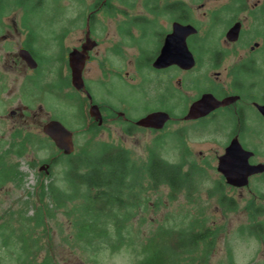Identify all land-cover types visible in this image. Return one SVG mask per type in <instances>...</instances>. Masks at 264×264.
Wrapping results in <instances>:
<instances>
[{"label": "rangeland", "instance_id": "1", "mask_svg": "<svg viewBox=\"0 0 264 264\" xmlns=\"http://www.w3.org/2000/svg\"><path fill=\"white\" fill-rule=\"evenodd\" d=\"M94 2L5 1V8L12 10L10 17L14 22H19V12L24 11L22 25L28 31L24 44L39 64L36 71L38 79L42 81L45 78L49 87L40 86L38 82L25 87L23 72L15 69H6V78L0 81V160L5 162L6 167L18 168V177L0 187V264H23L26 257L30 264H40L42 260V264H137L141 245L157 230L188 226H202L215 233L207 257L208 264H264V242L253 237L257 229L252 227V220L246 216L245 207L250 202V194L246 188L239 189L241 187L234 186L238 189L233 191L223 185L220 189L219 181L222 180L216 171L217 157L226 147L228 131L221 118L219 126L195 123L185 126L188 128L186 139L181 142L171 133L178 128L176 126L160 132L138 130L122 136L116 128L107 125L99 135L90 136L84 131V121L89 123L86 115L80 114L78 110L80 94L67 92V96L73 95L70 100L69 97H63L65 93H59V86L64 84L57 81L59 68L63 67V62L58 60L64 54L62 46L70 50L84 42L87 17L93 13L91 39L97 46L92 48L82 79L90 82L92 78L99 82L103 67L108 64L109 71L116 70L125 75V88L114 80V90L126 95L132 108L138 105L139 94L135 95V99L129 95L134 93L133 58L136 51L122 38L118 25L134 15V11H128L127 16L123 15L121 10L142 8L141 0H123L121 2L124 7L119 0H111L110 5L114 9L109 10L104 8L103 3L95 7ZM120 38L124 41L122 57L115 56L113 50ZM17 39L20 38L14 36V41ZM90 86L97 100L104 102L107 99L104 96L107 87L96 84ZM22 106L28 108L24 119L9 116L10 111ZM130 113L137 118L144 111L138 106ZM52 120L61 122L72 134L73 155L83 149L97 152L99 146L106 143L126 149L133 163L140 167H143L151 151L158 152L170 164L184 163L185 170L195 166L192 200H187L185 192H181L176 200L170 201L169 190L165 186L156 191L140 193V205L123 229V245L117 250L112 248V243L116 244L117 240L112 225L106 226L110 240L94 241L96 245L89 246L85 240L78 239L77 214H65L78 202L70 203L64 211L45 208L46 212L51 210L52 216H46L43 224L36 226L33 220L36 213H39L43 205L50 204L47 198L39 202L41 183L52 182L66 189L68 158L42 133V127ZM18 134L20 137L15 139ZM258 134L264 136V123L253 128L252 139L247 138L248 143L257 145L260 160L264 153V145L261 143L264 141L260 137L254 138ZM48 163V173L40 171ZM143 184L146 186V182ZM263 185L256 178L250 182L251 189L257 192L264 191ZM220 192L227 196V200L234 196L238 201L233 210L220 206ZM41 211L45 212L43 209ZM97 246L98 249H95Z\"/></svg>", "mask_w": 264, "mask_h": 264}, {"label": "flooded vegetation", "instance_id": "2", "mask_svg": "<svg viewBox=\"0 0 264 264\" xmlns=\"http://www.w3.org/2000/svg\"><path fill=\"white\" fill-rule=\"evenodd\" d=\"M5 1L0 0V81L6 78V69H15L23 72L25 87L36 82L40 86L49 87L45 78L42 81L38 79L36 71L39 64L24 44V39L28 36L26 26L22 25L24 11L19 12V22H14L10 17L12 10L5 8ZM140 4L142 8L121 10L123 15L127 16L128 11H134V15L127 22L122 21L118 25V31L136 51L133 58L134 93L129 95L135 99V95L139 94L135 108L139 106L144 113L137 118L131 116L130 112L135 108H132L126 95L114 90L112 84L115 80L124 89L125 75L116 70L109 71L108 64L104 65L99 82L92 78L88 82L83 78L84 90L77 91L73 88L68 55L72 50H81L88 32L91 39L93 13L87 17L89 25L86 26L84 42L70 50L62 46L64 54L58 60L63 62V67L59 68L57 81L64 84L59 86V93H65L63 97H69L70 100L73 95L67 96V92L80 94L78 110L80 114L86 115L89 123L84 131L90 136L99 135L107 125L116 128L122 136L138 130L160 132L176 126L178 128L171 133L181 142L186 139L188 128L185 126L191 123L219 126L221 118L228 131L226 147L220 156L232 141L237 140L244 151L251 153L248 164L263 167L261 173L248 178L247 186L239 189L246 188L250 194V202L245 210L246 216L252 220L251 225L257 229L253 237L264 242V191L257 192L250 187L251 180L255 178L264 184V153L258 160L257 145L247 142V138L252 139L253 128L264 123V115L260 111L264 106V0H141ZM121 5L124 7L123 2ZM117 10L116 8V12ZM122 14L121 17L124 18ZM188 27L194 31L188 33ZM14 36L20 38L15 40L17 43ZM164 44L171 50L170 60L175 58L176 63L156 68L154 63ZM96 46L95 42L94 48ZM123 48L124 41L120 38L113 47L115 56L122 57ZM93 49L87 52L86 63L91 58ZM23 51H27L35 61L34 68H30L22 58ZM89 84L107 87L105 95L102 89L107 99L104 102L97 100ZM205 95L211 96L219 103L218 106L205 116L188 118L191 106ZM92 107L97 109V119L90 116ZM27 111L28 108L22 106L10 111L9 116L24 119ZM156 112L166 113L169 117L162 129L136 125L138 120ZM256 137L264 141L262 134L255 135L254 138ZM261 144L264 145V142ZM46 165L50 167L49 163ZM219 174L222 180L219 181L220 189L223 185L233 191L238 189L229 186L223 175ZM224 197L225 203L231 208L237 206L238 201L234 196L228 200L227 196ZM42 263L43 260L40 264Z\"/></svg>", "mask_w": 264, "mask_h": 264}, {"label": "trees", "instance_id": "3", "mask_svg": "<svg viewBox=\"0 0 264 264\" xmlns=\"http://www.w3.org/2000/svg\"><path fill=\"white\" fill-rule=\"evenodd\" d=\"M101 3L106 4L104 7L107 10L114 9L110 5L111 0H95V7ZM19 137L20 134L14 138ZM91 153L83 149L67 157L66 189L52 182L41 183L39 202L47 198L50 204L43 205L39 213H36L33 218L36 226L42 225L46 216H52L51 210L46 212L45 208L64 211L70 203L78 202V205L65 212L67 216L73 212L78 216V239L85 240L89 246L96 245L98 240H110L106 226L112 225L117 235L116 244L112 243V248L117 250L123 245V229L140 205V193L156 191L165 186L169 190L170 201L176 200L181 192H185L187 200H192L195 166L185 170L184 163L170 164L158 152L151 151L143 167H140L133 163L126 149L106 143H102L99 150L92 153L94 155ZM17 177L18 168L6 167L5 162L0 160V187ZM219 194L220 206L233 209L225 203V195L221 192ZM196 227H164L157 230L141 245L137 264H208L207 257L215 233L202 226ZM26 260L27 257L23 264H26Z\"/></svg>", "mask_w": 264, "mask_h": 264}, {"label": "water", "instance_id": "4", "mask_svg": "<svg viewBox=\"0 0 264 264\" xmlns=\"http://www.w3.org/2000/svg\"><path fill=\"white\" fill-rule=\"evenodd\" d=\"M191 31L194 30L188 27V33ZM88 33L86 37V43L82 46L81 50H72L68 55V65L71 72V84L77 91L84 90L82 73L88 58L87 52L95 46V42L91 41L88 36ZM170 54V48L166 44H164L159 57L154 63V66L156 68H161L168 66L171 63H176V61L174 60L175 58H173V60H170ZM188 56L190 57V55ZM22 58L26 60L30 68L35 67L36 63L27 51H23ZM186 66L189 65L186 64ZM218 104L219 103L212 99L211 96L205 95L191 106L188 118H198L201 116H205L212 109L218 106ZM95 109L96 107H92L90 109V116L96 117L97 119L98 117L97 114L95 115ZM260 111L264 115V106L260 108ZM168 118L169 117L166 113L156 112L138 120L136 122V125L140 127L154 128L156 130H160L164 127V124L167 122ZM42 133L47 136L51 142H53L55 147L63 155L69 156L74 152L72 134L60 122L56 120L47 122L42 127ZM250 155L251 153L244 151L240 147L238 141L234 140L225 149L224 154L218 158L217 169L223 175L226 183L229 186L245 187L248 185V178L250 176L255 175L257 173H261V171H263V167L259 165L250 166L248 164V159ZM42 170L46 172L47 168L41 167L40 171Z\"/></svg>", "mask_w": 264, "mask_h": 264}]
</instances>
